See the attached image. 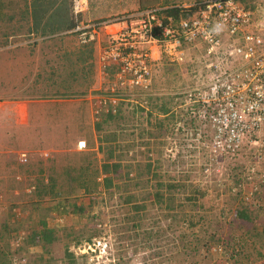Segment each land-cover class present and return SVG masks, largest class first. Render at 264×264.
Returning <instances> with one entry per match:
<instances>
[{
	"label": "rangeland",
	"instance_id": "obj_1",
	"mask_svg": "<svg viewBox=\"0 0 264 264\" xmlns=\"http://www.w3.org/2000/svg\"><path fill=\"white\" fill-rule=\"evenodd\" d=\"M196 1L137 0L133 12ZM246 1L255 5L250 28L264 36V0ZM0 2L1 33L28 28L29 11L25 16L20 0ZM87 11L80 18L87 20ZM69 17L75 21L72 8ZM48 22L38 28L51 27ZM152 54V89L126 90L128 99L120 101L115 116L98 119L94 113L96 129L87 134L92 140L87 148L67 149L70 137L79 135L73 123L46 137L44 126L57 120L39 121L40 141L34 133H0V264H216L209 248L235 239L248 256L264 255V217L239 215L247 155L211 165V153L196 139L198 117L179 129L182 117L192 116L183 104L203 66L200 54L194 51L189 63L171 60L158 46ZM69 67L83 83L97 64ZM115 70L116 65L106 73L98 68L101 87L112 84ZM65 112L53 116L61 120ZM22 152L27 161L20 159ZM106 162L121 164L106 174L111 187L104 182ZM159 190L166 195L162 202L156 200ZM171 194L174 208L168 205ZM49 227L55 238L44 241L41 231Z\"/></svg>",
	"mask_w": 264,
	"mask_h": 264
},
{
	"label": "built area",
	"instance_id": "obj_2",
	"mask_svg": "<svg viewBox=\"0 0 264 264\" xmlns=\"http://www.w3.org/2000/svg\"><path fill=\"white\" fill-rule=\"evenodd\" d=\"M89 5V0H72L75 24L70 32L82 44L100 43L103 73L116 65L112 84L93 92L97 118L118 114L120 101L128 99L126 90L152 89L154 46L179 63L192 62L193 52L199 53L203 66L183 104L199 119L196 139L211 153V165L241 152L247 155L242 196L264 217V36L250 28L253 8L240 0H203L178 19L165 6L83 20L80 15ZM78 147L86 148L87 140H79ZM20 159L27 161L28 153ZM224 243L212 246L217 264H264V255L243 257Z\"/></svg>",
	"mask_w": 264,
	"mask_h": 264
},
{
	"label": "crops",
	"instance_id": "obj_3",
	"mask_svg": "<svg viewBox=\"0 0 264 264\" xmlns=\"http://www.w3.org/2000/svg\"><path fill=\"white\" fill-rule=\"evenodd\" d=\"M0 6H3L1 2ZM20 6L25 16L29 11V18H26L28 28L20 27V30L11 33L0 32V133L15 137L17 131L28 132V135L34 133V139L39 140V133L43 132L38 124L40 120L58 121L44 126L49 130L46 137L52 136L55 131L70 129L73 123L79 135L76 139L70 137L67 149L82 150L78 147V141L86 139L88 147L91 137L87 134L89 130L95 132L96 129L92 97L93 92L102 86L98 77L100 43H80L77 34L70 32L72 27L57 28L51 25L49 28H36V21H40L41 25L43 20H71V0H20ZM137 6V0H90L85 17L87 20L110 18L133 12ZM57 10L64 12L54 15ZM71 64L80 67L83 64H97V68L90 81L85 79L81 83V78L75 79L73 68L69 67ZM68 101L74 102L69 104ZM56 103L62 105L61 110L56 109L60 108ZM64 110L66 112L61 114L64 115L61 120L53 116ZM10 118L15 123L10 124Z\"/></svg>",
	"mask_w": 264,
	"mask_h": 264
},
{
	"label": "trees",
	"instance_id": "obj_4",
	"mask_svg": "<svg viewBox=\"0 0 264 264\" xmlns=\"http://www.w3.org/2000/svg\"><path fill=\"white\" fill-rule=\"evenodd\" d=\"M201 1H203V0H197L192 6H189V7H184L183 5H182V7H180L181 5H178V4H174V5H170V6H166V8L164 9V11L167 13V14H170V15H172V16H174L176 19H178L180 16H188L190 13H192V10L193 9H196V7H198L199 5H198V3L199 2H201ZM241 2H243V3H245V5L246 6H248V7H251L252 6V8L255 6V5H249V3L246 1V0H240ZM48 10V7H46V9H45V11H47ZM65 10V9H64ZM58 12H60V13H62V12H64V11H56V12H54V15H57L58 14ZM66 12V11H65ZM41 16H43V14H41ZM52 19H53V17H52ZM48 23H50V25H53L54 27H57V28H71V27H73L74 26V24H75V21L72 19V20H64L63 18H60L59 19V21H56L55 22V20L53 21H51V20H49V22ZM40 21H36L35 22V26H36V28H38L40 25ZM58 24V25H57ZM57 25V26H56ZM164 110L166 111V112H168L169 111V108H168V106L166 107V108H164ZM186 113H188V114H190L191 112H190V109L187 107V109H186ZM106 116L105 117H112L113 115H111V114H105ZM191 115V114H190ZM115 116V115H114ZM109 117V118H110ZM185 117V115L182 117V121H183V125L181 126V128H179V129H181L182 130V128H184V130L186 129L185 128V125H186V127L188 128V124H193V123H195V119L194 118H192V116H191V118L190 119H188V118H186ZM185 124V125H184ZM120 165L121 164H119V163H114L113 165L111 164V163H105L104 165H103V172L105 173V178H104V182H105V184H106V187H111V186H113V179L111 178V177H108V175H106V174H108V173H110L111 171H113V166L115 167V169H117L118 167H120ZM176 185H178V184H170V187L172 188V187H174V186H176ZM183 186V185H182ZM169 197V199H170V202L171 203H173V205H171L170 203H168V205H170L169 207H172V208H174L175 206H174V201H175V199H176V195L175 194H171V195H168ZM165 197H166V195H165V192H163L162 190H159L158 192H157V194H156V200H158V202H162V201H164V199H165ZM243 206L239 209V215H240V217H242V218H245V219H251L252 220V217H254V212H253V210H252V207H251V204H250V202H247L245 199H243ZM75 205V208H78V206H77V204H74ZM79 209H80V211L81 210H84V207H81V206H79ZM262 225V224H261ZM41 233L42 234H40V238L41 239H44V241H52L55 237V231H54V229L53 228H46V229H44V230H42L41 231ZM221 242H219V243H216V244H213V246H215V245H218V244H220ZM226 243H228V246L233 250V251H239V254H241V256H243V257H247V258H249L250 256H248V254L247 253H244L243 252V248H242V245L240 244V242H239V240H234V242L232 241V242H226ZM226 243H224V244H226ZM239 247V250H237V248L236 247ZM210 250H211V252H213L214 253V251H212L213 249H212V246L209 248ZM69 255H72V253L71 252H69L68 253ZM214 256H215V253H214ZM263 256V255H262ZM217 264V263H216Z\"/></svg>",
	"mask_w": 264,
	"mask_h": 264
}]
</instances>
